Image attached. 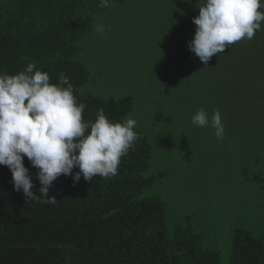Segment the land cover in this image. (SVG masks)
Instances as JSON below:
<instances>
[{
    "label": "trees",
    "instance_id": "trees-1",
    "mask_svg": "<svg viewBox=\"0 0 264 264\" xmlns=\"http://www.w3.org/2000/svg\"><path fill=\"white\" fill-rule=\"evenodd\" d=\"M202 3L185 0L188 17L191 10L197 16ZM98 5L99 0H0V72L16 74L35 62L37 69L49 73L51 83L63 73L73 85L77 103L86 105L84 120L94 121L103 108L109 119L123 121L133 107L131 95L104 98L79 90L88 71L73 57L72 49L92 28L95 14L108 9ZM196 27L192 21L186 37H194ZM183 36L178 35L181 50ZM186 49L187 57H196ZM213 56L218 59L205 66L204 85L210 86L209 76L222 74L233 63L234 71L249 82L251 107L262 106L264 23L253 39L241 40ZM227 105L224 100L221 106ZM134 130L140 139L121 158L118 175L96 176L93 181L81 176L75 184L72 175H60L49 189L56 205L26 201L23 191L14 189L11 170L0 165V264H220L218 252L205 248L202 234L192 226L169 228L163 200L139 198L158 176L143 175L152 147ZM159 140L156 145L161 144ZM23 163L33 179V192L40 195L38 169L26 156ZM77 171L74 167L73 174ZM255 180L264 190V175ZM227 264H264V235L235 228Z\"/></svg>",
    "mask_w": 264,
    "mask_h": 264
},
{
    "label": "rangeland",
    "instance_id": "rangeland-1",
    "mask_svg": "<svg viewBox=\"0 0 264 264\" xmlns=\"http://www.w3.org/2000/svg\"><path fill=\"white\" fill-rule=\"evenodd\" d=\"M172 2L111 0L95 14L92 28L72 49L88 71L79 90L104 98L132 96L124 119H136L151 144L143 175L158 176L139 198L158 196L170 229L189 224L202 234L205 248L218 252L220 264H227L235 228L264 235V190L255 180L264 175V101L251 107L249 82L233 63L204 85L206 65L187 57L186 49L195 11L188 17L185 0ZM98 24L105 26L103 34L94 31ZM224 100L229 105L221 106ZM201 107L209 118L220 111L223 141L210 126L192 124Z\"/></svg>",
    "mask_w": 264,
    "mask_h": 264
},
{
    "label": "clouds",
    "instance_id": "clouds-1",
    "mask_svg": "<svg viewBox=\"0 0 264 264\" xmlns=\"http://www.w3.org/2000/svg\"><path fill=\"white\" fill-rule=\"evenodd\" d=\"M110 3L99 0L98 6L105 8ZM261 9L264 0H203L199 14L192 18L197 27L188 48L207 65L226 47L253 39L264 23ZM94 31L103 34L105 26L94 25ZM85 107V103H77L73 85L63 73L51 83L49 73L37 69L35 62L16 74L0 72V165L11 170L14 189L22 190L26 201L56 205L49 189L60 175H72L74 184L81 176L93 181L96 176L110 179L118 175L121 158L140 139L134 130L138 121L111 120L103 108L94 121L84 120ZM191 122L210 126L220 141L225 138L219 110L209 118L201 107ZM25 156L38 169L40 195L32 190L34 182L23 163ZM74 167L79 171L73 174Z\"/></svg>",
    "mask_w": 264,
    "mask_h": 264
}]
</instances>
